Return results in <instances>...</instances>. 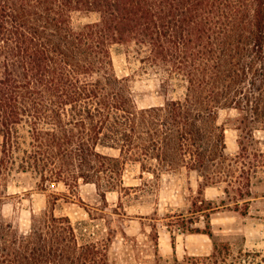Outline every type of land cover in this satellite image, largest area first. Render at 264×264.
Instances as JSON below:
<instances>
[{
    "label": "trees",
    "instance_id": "1",
    "mask_svg": "<svg viewBox=\"0 0 264 264\" xmlns=\"http://www.w3.org/2000/svg\"><path fill=\"white\" fill-rule=\"evenodd\" d=\"M76 13L94 19L74 25ZM114 45L133 49L164 76L165 91L179 86L182 95L137 108L115 75ZM222 110L236 115L233 156L217 124ZM257 131L264 132V0H0V204L1 188L24 175L42 192L93 185L106 204V193L131 188L123 185L127 164L153 177L184 168L201 179L198 195L215 187L222 196L219 204L195 200L205 229H186L212 238V253L170 263L157 252L154 229V264H264V251L234 253L216 242L209 220L218 207L243 206L246 214L264 196ZM59 195L51 191V207L30 213L23 229L0 215V264H115V231L99 239L83 222L54 215Z\"/></svg>",
    "mask_w": 264,
    "mask_h": 264
},
{
    "label": "rangeland",
    "instance_id": "2",
    "mask_svg": "<svg viewBox=\"0 0 264 264\" xmlns=\"http://www.w3.org/2000/svg\"><path fill=\"white\" fill-rule=\"evenodd\" d=\"M93 15H73V24L78 25L93 20ZM115 75L128 84L137 108H146L163 103L166 98L182 95L179 86L164 90L163 75L145 67L133 49L114 45L111 50ZM234 111H219L217 124L224 128L226 153L233 156L238 150L239 130L236 128ZM258 148L264 151V132L257 131ZM102 153L116 156L112 149L102 148ZM124 187L128 191L114 190L106 193V204L97 195L93 185H80L70 191L62 184L50 187L45 192L34 187V181L24 175L12 179L2 190L3 203L0 215L20 229L29 223L32 212H39L48 206L51 191L60 194L52 207L56 216H67L73 225L95 231L96 237H108L115 231L110 243V255L115 264H154V246L150 235L157 233V252L170 263L176 258L202 257L212 253V238L203 233H189L186 229L203 231L204 215L194 213L193 202L200 199L219 204L222 197L215 187H207L198 195L201 179L194 171L184 168L163 172L158 177L141 173L139 165L127 164L124 167ZM221 186H224L223 184ZM258 191L264 195V187ZM197 198V199H196ZM51 204V203H50ZM243 206L236 210L218 207L209 215L210 231L216 242L227 243L236 253L264 251V196L252 200L246 214ZM184 225V228L182 227ZM129 239L128 245L126 238Z\"/></svg>",
    "mask_w": 264,
    "mask_h": 264
}]
</instances>
